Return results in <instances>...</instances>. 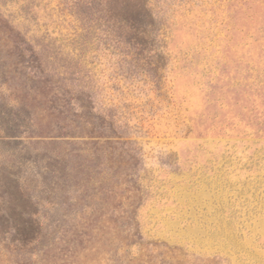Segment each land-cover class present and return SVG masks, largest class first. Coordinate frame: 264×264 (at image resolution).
<instances>
[{"label": "rangeland", "instance_id": "obj_1", "mask_svg": "<svg viewBox=\"0 0 264 264\" xmlns=\"http://www.w3.org/2000/svg\"><path fill=\"white\" fill-rule=\"evenodd\" d=\"M0 264H264V0H0Z\"/></svg>", "mask_w": 264, "mask_h": 264}, {"label": "trees", "instance_id": "obj_2", "mask_svg": "<svg viewBox=\"0 0 264 264\" xmlns=\"http://www.w3.org/2000/svg\"><path fill=\"white\" fill-rule=\"evenodd\" d=\"M35 226H36V228H35ZM33 227L35 228V230L33 232H36V229H37L38 225L35 222H33ZM25 235H27V234H25Z\"/></svg>", "mask_w": 264, "mask_h": 264}]
</instances>
